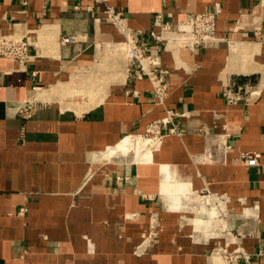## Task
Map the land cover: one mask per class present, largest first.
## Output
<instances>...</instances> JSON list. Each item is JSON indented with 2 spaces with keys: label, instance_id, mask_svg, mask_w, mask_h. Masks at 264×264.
<instances>
[{
  "label": "crops",
  "instance_id": "crops-1",
  "mask_svg": "<svg viewBox=\"0 0 264 264\" xmlns=\"http://www.w3.org/2000/svg\"><path fill=\"white\" fill-rule=\"evenodd\" d=\"M263 1L0 0V35L29 44L20 61L0 57V264H226L225 249L264 264ZM106 3L154 51L157 12L175 21L216 3L219 40L160 52L158 103ZM167 109L175 132L142 138Z\"/></svg>",
  "mask_w": 264,
  "mask_h": 264
},
{
  "label": "built area",
  "instance_id": "built-area-1",
  "mask_svg": "<svg viewBox=\"0 0 264 264\" xmlns=\"http://www.w3.org/2000/svg\"><path fill=\"white\" fill-rule=\"evenodd\" d=\"M219 11L220 9L215 3L211 10L194 11L175 21L165 19L161 12H157L154 15L157 29L150 30L147 34L152 41L161 44L154 51L152 49L145 50L142 47L139 37L143 32L129 26L126 12L108 3H106L104 9L106 20L123 36L124 48L131 60L132 66L129 70L133 72V78L147 77L152 84L153 97L158 103H163L170 93L166 80V75L169 74L170 70L162 65L160 52L162 50L173 52L182 47L194 50L197 47H204L218 41L216 16ZM255 34L257 35V33ZM60 40L64 43H70L74 40V37L72 34H64L60 36ZM28 47L29 44L26 39H13L0 35V57L4 56L20 61L27 57ZM239 87L240 85H237V88ZM236 94L230 88L226 92L229 101L235 99ZM177 115L179 113L176 110L167 109L164 117L148 123L144 131L147 132L145 134H148V137L151 138L152 136L161 135L166 128L169 132H175L174 128H168L167 125L172 123L173 118ZM226 147H229V145H226ZM240 157L246 166H255L259 164L260 153L244 151L241 152ZM156 219L155 216L151 217V221ZM222 251L221 256L226 264H254L250 254L245 250L227 251L225 249Z\"/></svg>",
  "mask_w": 264,
  "mask_h": 264
},
{
  "label": "rangeland",
  "instance_id": "rangeland-1",
  "mask_svg": "<svg viewBox=\"0 0 264 264\" xmlns=\"http://www.w3.org/2000/svg\"><path fill=\"white\" fill-rule=\"evenodd\" d=\"M255 77L256 76L254 74H250V75L240 76V77L236 78L235 79V85H234L235 86V92L236 93H244V91L247 89L248 85L256 82ZM237 85H240V87L237 88L236 87ZM234 86L233 85H232V87L230 86V88H232V91H233ZM145 133H147V132L142 133V138L148 137V134H145Z\"/></svg>",
  "mask_w": 264,
  "mask_h": 264
},
{
  "label": "bare ground",
  "instance_id": "bare-ground-1",
  "mask_svg": "<svg viewBox=\"0 0 264 264\" xmlns=\"http://www.w3.org/2000/svg\"><path fill=\"white\" fill-rule=\"evenodd\" d=\"M263 3H264V1H263ZM55 37H50L48 40H53ZM118 49V48H117ZM123 50V49H122ZM125 55H126V53H125ZM109 57V56H108ZM111 59V58H110ZM242 59V58H241ZM108 64V63H107ZM252 69L251 68H246V67H243V69H241V72H244V73H248V72H250ZM91 73V72H90ZM93 81H94V79H92ZM92 81V82H93ZM71 82H73V81H71ZM78 82V81H77ZM91 82V81H90ZM66 83V82H65ZM70 83V82H69ZM96 83H97V81H96ZM96 83H91V84H96ZM68 84V83H67ZM72 84V83H71ZM75 84H78V83H75ZM60 85H61V82H60ZM62 85H63V83H62ZM66 85V84H65ZM74 85V84H73ZM78 86V85H77ZM84 86V85H83ZM86 86H88V85H86ZM54 87V86H53ZM62 88H64V87H66V86H61ZM71 87V86H70ZM73 87V86H72ZM55 88V87H54ZM61 88V92H62V89ZM83 88H85V87H83ZM56 89V88H55ZM67 89V88H66ZM90 89V88H89ZM52 90V89H51ZM59 90H60V88H59ZM80 90V89H79ZM96 90V89H95ZM73 91V90H72ZM76 91V90H75ZM74 91V92H75ZM78 91V90H77ZM82 91V90H81ZM66 92H69V90H67ZM65 92V93H66ZM70 92H71V90H70ZM85 92H86V90H85ZM88 92V91H87ZM86 92V93H87ZM96 92V91H95ZM75 93H78V92H75ZM85 93V94H86ZM90 93H91V91H90ZM70 94V93H69ZM83 94H84V90H83ZM84 94V95H85ZM74 95V94H73ZM83 95V96H84ZM90 95V94H89ZM41 97V96H40ZM41 98H43V97H41ZM70 106V105H69ZM145 144H146V142L145 141H142V140H140L139 139V142H138V146H136V149H137V151H142L143 152V154L144 155H146L147 154V149L145 148Z\"/></svg>",
  "mask_w": 264,
  "mask_h": 264
}]
</instances>
